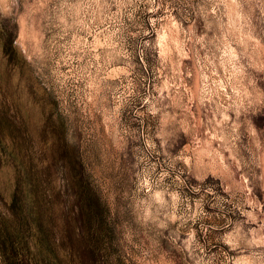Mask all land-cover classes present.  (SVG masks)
<instances>
[{
    "label": "rangeland",
    "instance_id": "374dc122",
    "mask_svg": "<svg viewBox=\"0 0 264 264\" xmlns=\"http://www.w3.org/2000/svg\"><path fill=\"white\" fill-rule=\"evenodd\" d=\"M0 264H264V0H0Z\"/></svg>",
    "mask_w": 264,
    "mask_h": 264
}]
</instances>
